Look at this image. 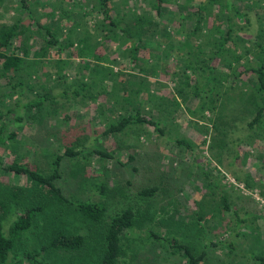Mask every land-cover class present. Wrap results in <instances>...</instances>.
<instances>
[{
  "label": "rangeland",
  "instance_id": "374dc122",
  "mask_svg": "<svg viewBox=\"0 0 264 264\" xmlns=\"http://www.w3.org/2000/svg\"><path fill=\"white\" fill-rule=\"evenodd\" d=\"M38 1L35 7L32 0H26L30 6L38 8L43 21L46 11H52L55 15H62V9H66L69 14L73 11V16H64L56 27H67L73 17L77 18L75 21L82 18L81 23L84 21L88 28L92 24L96 25L92 20L95 15L90 12L95 0ZM114 1L120 5H134L137 0ZM138 1L139 6H143V0ZM181 1L168 4L172 9H177V3ZM251 1L256 0H244L248 3ZM257 2L258 5H264V0ZM257 8L260 14L264 10ZM22 10L21 0H0V23H13L20 14L23 15ZM83 10L88 11L84 17L80 16ZM213 10L217 16L219 6L216 5ZM185 14L180 11L174 16L175 20L169 26L172 33L178 28L191 29L192 22ZM24 23H27L26 18ZM239 26L244 27L237 29L243 36L253 38V35L258 34V22L254 15L250 23L242 22ZM32 28L35 31H27L28 43H34L33 37H43L41 28ZM108 42L111 44L110 52L113 49L110 56L117 55L115 42ZM147 43L153 46L157 56L151 62L158 60L159 66L148 74H138L135 69L129 70L127 65L125 67L132 73L128 77L131 81L135 82L140 77L144 79V87H148L152 93L145 105L152 110L161 106L162 101H170L172 94L176 93L172 73L182 66L173 58V52L166 42L159 43L156 38H150ZM34 47L38 48V45ZM99 49L105 51L103 47ZM62 53L48 48L35 58L40 83L53 88V93L76 83L77 78L73 74L76 71L84 74L88 71L84 69L80 56L75 57V62L65 68ZM143 53L148 52L143 50ZM105 62L112 61L108 59ZM238 67L242 69L241 65ZM65 71L66 77L62 79L58 76ZM97 72L96 69L92 72L94 79L98 77ZM3 82L4 79H0V84ZM29 83L33 86L39 84L33 79ZM125 83H120L122 88L126 87ZM19 91L12 89L1 106L5 113V129L16 133L13 140L16 150L10 152L5 149L8 155L5 160L9 162L14 159L17 151L23 154V157L19 156L21 163L47 169L50 153H61L66 145H72L80 151L79 155L62 160V176L58 183L73 200L90 198L103 201L106 212L104 221L91 223L80 216L74 205L52 201L46 211L38 216L36 225L26 231L18 249H38L39 236L45 229L46 220H50L53 225L62 224L70 232L84 234L85 246L69 252L41 250L36 255L37 259L48 264H98L105 223L111 214L130 205L135 212V222L121 236L124 252L117 264H186L179 252H172L164 240L152 237L151 231L176 236L180 241L194 245L198 252L205 248L208 257L199 264H263L251 254L264 255V194L260 193L264 191V121L262 127L248 126L254 113L250 99L257 98L253 97L246 81L242 86L236 84L229 87L227 92L231 96L230 100L225 99L223 104L217 99L215 110L205 109V116L201 115L200 108L193 114L183 105L174 112L172 118L159 121L158 127L163 128V132L145 123L109 135L102 134L106 120L101 114H108L113 105L106 103L104 94L99 95L96 102L90 97L70 100L56 94L53 106L60 111L54 116L46 111L39 112L45 114L39 122V118H27V108L24 106L33 94L27 89L25 93ZM115 97H119V94L115 93ZM19 116L22 119H17ZM212 119L218 120V130H214ZM223 126L224 130L221 129ZM179 139L181 143L176 142ZM221 141L227 146L222 149L223 158L218 161L216 155ZM92 148L108 151L111 156L100 157L93 152L88 154ZM0 179L23 187L29 186L27 176L3 169H0ZM102 182L105 188L100 189ZM147 185H156L158 188L151 196L140 195L139 189ZM222 194L230 198L229 209L221 208ZM16 217L17 212L12 209L2 218L5 233H8ZM21 251L16 257L10 253L7 263L18 261L23 254ZM28 263V260L19 261V264Z\"/></svg>",
  "mask_w": 264,
  "mask_h": 264
},
{
  "label": "trees",
  "instance_id": "16d2710c",
  "mask_svg": "<svg viewBox=\"0 0 264 264\" xmlns=\"http://www.w3.org/2000/svg\"><path fill=\"white\" fill-rule=\"evenodd\" d=\"M174 1L176 0H143L144 3H141L143 6L140 7L138 0L134 5H120L114 0H95L90 12L95 15L92 20L96 25L92 24V27L88 28L84 21L81 23L82 18L75 21L77 19L75 17L67 27H56L64 16H73V11L69 14L66 9H62V15L46 11L43 13L45 16L43 21L41 12L35 8L39 4L38 0H32L35 7L30 6L26 0H21L23 15L20 14L11 24L0 23V79H4L0 84V148H3L2 151L0 149V169L23 174L29 179L27 187L0 179V264H19V261L25 260L30 264H48L36 258L39 251L69 252L78 251L85 246L84 234L70 232L62 224L53 225L52 221L46 220L45 229L39 236L38 249L28 251L18 249L26 231L36 225L38 216L46 211V207L52 201L74 205L80 216L91 223L104 221L106 212L103 201L90 198L73 200L58 183L62 176V160L67 157L77 158L79 155L80 151L72 145H66L61 153H50L47 169L39 165L21 163L19 156L23 157V154L17 151L14 159L9 162L5 160L8 156L5 149H9L10 152L16 150L13 143L16 133L5 129L6 122L3 119L5 113L1 110L5 96L12 89L20 90L19 93H25L27 89L33 94L24 106L27 108V118L30 120L39 118V122L45 117V114L39 112L46 111L54 116L60 111L58 107L53 106L56 94L70 100L76 97L81 99L90 97L95 102L99 95L104 94L106 103L113 105L108 114L105 112L101 114L106 120L102 134L109 135L145 123L163 132V128L158 127L159 121L172 118L174 112L183 105L193 114L200 108L201 115L205 116L203 113L205 109L215 110L217 99L223 104L225 99L230 100L231 96L227 92L229 87L236 84L242 86L246 81L254 94L253 97L257 98L250 99L254 113L248 121V126L262 127L264 10L260 14L257 7L264 9V5H258V0L251 3L244 0H182L176 2L177 9H172L168 3ZM216 5L219 6L217 16L213 10ZM180 11L186 13L185 17H190L191 29L178 28L172 33L170 23ZM87 12L83 10L80 16L84 17ZM253 15L258 22V34L253 35V38L239 34L237 29L244 28L239 26L240 23H250ZM32 26L41 28L43 37L36 39L33 37L34 43H28L27 31H35ZM150 38H156L159 43L166 42L169 50L173 52V58L182 66L172 73L176 93L172 94L170 101H162L161 106L152 110L145 105L146 99H149L152 93L148 87H144V79L140 77L133 82L128 78L132 74L130 69H135L138 74H148L159 66L158 60L151 62V59L157 56L153 52V46L147 43ZM109 40L115 42V48L118 50V54L112 57L110 54L113 49L110 52ZM35 45H38V48H35ZM99 47L105 48V51H101ZM48 48H54L55 52L63 51L62 64L65 68L71 62H75V57L80 56V60L84 62V69L88 70L87 73L76 71L73 73L77 78L76 83L66 85L61 91L53 93V88L40 83L35 61V58L44 54ZM143 50H147L148 53L144 54ZM108 59L112 62L104 63ZM240 65L242 69H238ZM95 69L98 70V77L94 79L92 72ZM58 76L63 79L67 76V71L59 73ZM32 79L39 82L37 87L30 85ZM125 81L126 87L122 88L120 83ZM115 93H118L119 97H115ZM163 106L164 108H161ZM17 119L20 120L22 117L19 116ZM212 126L215 130L218 120L212 119ZM221 129L224 130L225 126ZM176 142L181 143L180 139ZM222 144L221 141L218 145L219 151L216 155L218 161L223 158L222 149L226 143ZM92 152L100 157L111 156L108 151L100 148H92L88 154ZM245 184L249 186L248 182ZM99 188H105L104 182ZM157 188L156 185L143 186L139 189V194L151 196ZM260 193L264 194V191ZM230 203L228 195L222 194L221 208L229 209ZM12 209L16 210L17 217L11 223L8 233H5L2 218ZM234 212L237 214L236 208ZM134 222L135 212L130 205L111 214L102 231V253L98 264H117L119 256L124 252L121 236L133 227ZM150 234L155 239L164 240L172 252H179L186 264H199L208 257L205 248L198 252L194 245L182 242L176 236L152 231ZM20 251L23 254L18 261L7 263L10 253L16 257ZM252 256L264 264V255Z\"/></svg>",
  "mask_w": 264,
  "mask_h": 264
},
{
  "label": "crops",
  "instance_id": "0c3cea01",
  "mask_svg": "<svg viewBox=\"0 0 264 264\" xmlns=\"http://www.w3.org/2000/svg\"><path fill=\"white\" fill-rule=\"evenodd\" d=\"M254 255V254H251V256ZM254 258V256H252Z\"/></svg>",
  "mask_w": 264,
  "mask_h": 264
}]
</instances>
